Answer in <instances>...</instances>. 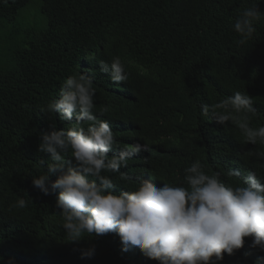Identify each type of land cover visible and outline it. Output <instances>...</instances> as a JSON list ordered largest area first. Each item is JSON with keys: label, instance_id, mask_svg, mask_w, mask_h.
Wrapping results in <instances>:
<instances>
[{"label": "trees", "instance_id": "trees-1", "mask_svg": "<svg viewBox=\"0 0 264 264\" xmlns=\"http://www.w3.org/2000/svg\"><path fill=\"white\" fill-rule=\"evenodd\" d=\"M33 1L0 0V264H159L135 246L124 250L116 233L70 241L55 205L59 190L44 195L32 183L48 155L38 152L40 134L52 124L40 109L70 75L95 73V103L107 109L101 119L121 144L149 145L121 168L126 183L111 174L117 192L143 178L157 187L182 183L196 160L233 185L242 180L229 176L231 169L264 173L255 155L262 148L247 147L235 123H217L200 107L247 92L256 109L250 125L264 124V19L244 44L233 29L256 0H37L43 28L23 17ZM258 7L264 12V0ZM117 55L129 73L119 85L99 70L101 60ZM55 123L67 126L58 115ZM21 198L25 208L15 206ZM251 241L221 264H256L264 251ZM91 246L94 255L82 257Z\"/></svg>", "mask_w": 264, "mask_h": 264}, {"label": "clouds", "instance_id": "clouds-1", "mask_svg": "<svg viewBox=\"0 0 264 264\" xmlns=\"http://www.w3.org/2000/svg\"><path fill=\"white\" fill-rule=\"evenodd\" d=\"M261 19L264 12L256 0L233 23L238 43L253 37ZM99 70L117 85L129 78L126 63L118 55L110 62L101 60ZM94 75L88 71L70 75L58 97L40 109L52 124L50 131L40 134L38 152L48 155L40 160L43 173L34 176L32 183L44 195L59 190L55 205L70 241L116 233L124 250L135 246L159 264H221L224 254L233 255L246 237H252L251 247L264 251L263 172L231 169L228 175L242 180L233 185L222 181L219 172L208 174L196 160L184 169L182 183L163 182L157 187L143 178L134 188L115 190L117 182L111 174L119 173V180L126 183L129 177L121 168L148 151L149 145L119 142L110 122L101 119L107 109H97ZM200 107L204 115L211 110L217 123H235L244 144L260 146L263 151L255 155L264 159V124L250 125L249 114L256 111L252 96L236 91L218 104ZM57 115L67 126L57 128ZM114 148L119 151L110 155ZM52 174H56L54 181ZM15 206L25 208L27 201L21 198ZM94 253L91 246L82 250V257ZM256 264H264V257Z\"/></svg>", "mask_w": 264, "mask_h": 264}, {"label": "rangeland", "instance_id": "rangeland-1", "mask_svg": "<svg viewBox=\"0 0 264 264\" xmlns=\"http://www.w3.org/2000/svg\"><path fill=\"white\" fill-rule=\"evenodd\" d=\"M23 17H27V21L38 28H43L47 22V18L40 10V1L34 0L30 6L23 12Z\"/></svg>", "mask_w": 264, "mask_h": 264}]
</instances>
